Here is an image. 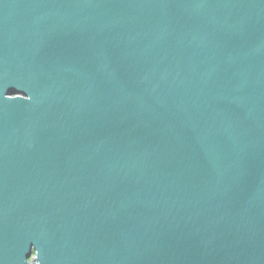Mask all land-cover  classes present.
Wrapping results in <instances>:
<instances>
[{
	"label": "water",
	"instance_id": "1",
	"mask_svg": "<svg viewBox=\"0 0 264 264\" xmlns=\"http://www.w3.org/2000/svg\"><path fill=\"white\" fill-rule=\"evenodd\" d=\"M0 264H264V0H0Z\"/></svg>",
	"mask_w": 264,
	"mask_h": 264
}]
</instances>
